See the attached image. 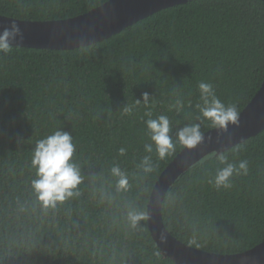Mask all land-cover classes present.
<instances>
[{
	"label": "trees",
	"instance_id": "trees-1",
	"mask_svg": "<svg viewBox=\"0 0 264 264\" xmlns=\"http://www.w3.org/2000/svg\"><path fill=\"white\" fill-rule=\"evenodd\" d=\"M106 1L0 0V14L62 19ZM201 81L239 113L252 100L264 81V0H188L89 45H13L0 54V264H177L153 238L147 209L160 174L184 148L178 130L213 128L195 107ZM148 112L171 122L176 147L163 160L144 150ZM56 129L73 136L83 182L79 196L45 209L31 187V162L36 142ZM221 154L246 161L247 172L218 190L210 180L225 166ZM145 155L150 173L138 167ZM114 165L128 176L126 192L116 191ZM129 208L145 214L136 228ZM163 216L175 236L207 251L241 252L264 241V129L187 169L167 192Z\"/></svg>",
	"mask_w": 264,
	"mask_h": 264
},
{
	"label": "water",
	"instance_id": "water-1",
	"mask_svg": "<svg viewBox=\"0 0 264 264\" xmlns=\"http://www.w3.org/2000/svg\"><path fill=\"white\" fill-rule=\"evenodd\" d=\"M188 0H107L91 10L62 19L29 20L0 14V31L15 23L23 33L13 45L73 49L101 41L150 14ZM264 129V81L239 115L238 125L227 131L212 128L194 148L184 147L160 174L147 209L153 238L166 257L177 264H264V241L235 253L207 251L175 236L166 226L163 203L167 192L192 165L212 153H221Z\"/></svg>",
	"mask_w": 264,
	"mask_h": 264
},
{
	"label": "clouds",
	"instance_id": "clouds-1",
	"mask_svg": "<svg viewBox=\"0 0 264 264\" xmlns=\"http://www.w3.org/2000/svg\"><path fill=\"white\" fill-rule=\"evenodd\" d=\"M23 40V33L17 24L5 26L0 31V54L7 55L13 50V42L17 39ZM199 100L195 107L199 110L200 116L211 123V127L218 130L227 131L228 125H238L239 110L236 104H225L216 95L213 85L209 82L201 81L198 84ZM143 102L148 104L150 95L147 92L142 93ZM141 101L137 100L139 104ZM177 111L182 109L183 102L176 101L174 105ZM125 112H131L128 107ZM149 117L145 121L147 135L150 143L144 145L146 153L151 154L155 150L158 159L163 160L175 151L176 142L170 136L171 122L167 115H159L155 118L148 112ZM178 142L187 148H194L203 141L204 134L197 123L186 125L178 130ZM76 145L73 136L61 129H56L50 134L42 137L36 142L33 156L32 167L36 169V179L31 182L32 190L45 209L56 208L74 196H79V185L83 182L81 170L74 160ZM126 149L120 148L119 154L125 155ZM220 163L225 165L218 168L214 179L210 183L216 189H228L231 185L233 174L247 172V162L240 161L238 164L229 163L227 157L221 154L218 157ZM144 173L153 171V162L150 155H145L138 165ZM113 176L117 177L116 191L126 192L130 188L128 176L123 172L119 165L111 168ZM126 218L132 228H136L139 221L145 219V214L138 209L129 208Z\"/></svg>",
	"mask_w": 264,
	"mask_h": 264
}]
</instances>
